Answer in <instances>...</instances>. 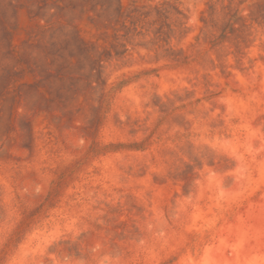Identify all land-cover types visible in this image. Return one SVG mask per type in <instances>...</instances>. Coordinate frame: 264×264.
Masks as SVG:
<instances>
[{
	"label": "rangeland",
	"instance_id": "1",
	"mask_svg": "<svg viewBox=\"0 0 264 264\" xmlns=\"http://www.w3.org/2000/svg\"><path fill=\"white\" fill-rule=\"evenodd\" d=\"M0 264H264V0H0Z\"/></svg>",
	"mask_w": 264,
	"mask_h": 264
}]
</instances>
